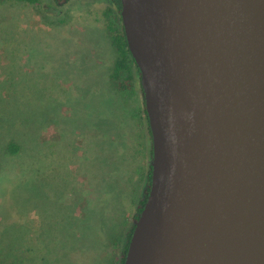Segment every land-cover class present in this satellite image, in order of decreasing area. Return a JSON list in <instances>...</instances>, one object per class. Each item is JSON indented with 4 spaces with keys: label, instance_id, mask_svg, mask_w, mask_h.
Masks as SVG:
<instances>
[{
    "label": "water",
    "instance_id": "1",
    "mask_svg": "<svg viewBox=\"0 0 264 264\" xmlns=\"http://www.w3.org/2000/svg\"><path fill=\"white\" fill-rule=\"evenodd\" d=\"M151 133L122 264H264V0H120Z\"/></svg>",
    "mask_w": 264,
    "mask_h": 264
},
{
    "label": "rangeland",
    "instance_id": "2",
    "mask_svg": "<svg viewBox=\"0 0 264 264\" xmlns=\"http://www.w3.org/2000/svg\"><path fill=\"white\" fill-rule=\"evenodd\" d=\"M110 4L0 0V264H103L120 249L107 241L124 220L125 241L147 184L149 137L128 111L141 92L125 100L105 87ZM110 99L126 109L118 122ZM10 138L18 154L4 153Z\"/></svg>",
    "mask_w": 264,
    "mask_h": 264
},
{
    "label": "trees",
    "instance_id": "3",
    "mask_svg": "<svg viewBox=\"0 0 264 264\" xmlns=\"http://www.w3.org/2000/svg\"><path fill=\"white\" fill-rule=\"evenodd\" d=\"M18 1H25L27 3H35L37 4L39 0H18ZM56 5L60 6L65 4L68 0H53ZM102 15L104 18V27L107 31L108 37L110 39L111 46L115 50V57L112 61V64L109 68V71L107 73V79L105 80V87L108 86V88L112 89V91L115 92L120 97H123L125 100L129 97L136 94V91L139 90L141 92V86H140V70L136 62L134 61L133 57L131 56L128 48L127 43L125 40L123 27L121 23V17H120V0H111V4L106 6L102 10ZM142 94V93H141ZM23 95V97H22ZM9 97L7 100H9L12 97V93L8 95ZM25 97L24 93H21V96H19L20 101ZM18 98V95H17ZM111 100V99H110ZM115 103L116 107L119 110V116H117V122L118 119H120V116H124L125 114V108L120 106L119 103L115 100H111ZM8 102V101H7ZM130 111H136L139 118L140 124H145V127L147 128V134L149 137V163L147 166V171L143 174L147 178V184L144 190L143 197L137 202L136 210L132 216L133 220L131 223V226L127 229V231L124 234V242L120 245V236L123 232V227L126 224L125 220L122 221L123 224H121V227L119 231L116 233V235L107 241V248L110 244L116 246L119 245L120 249L116 253L114 250H109V258L105 259V263L103 264H122L125 251L127 248V243L130 237V234L132 232L135 220L137 219L139 212L142 208V205L146 199L149 183H150V171H151V155H152V147H151V133L148 126V120H147V114L144 108L143 99H142V105L133 107L132 109L128 110ZM113 115V114H112ZM142 120V121H141ZM122 122V120H121ZM137 138H140V141L136 139V147H134V152L137 153V155L141 156V166L144 165V155H143V149H144V139L143 136L138 133ZM4 150L5 154H18L21 152L22 147L21 144L16 141L15 139L10 138L5 145L2 148ZM37 159V158H36ZM141 166H139V172L141 171ZM140 176H138V179L142 176V173H139ZM64 225V224H63ZM65 239V238H64ZM110 247V246H109Z\"/></svg>",
    "mask_w": 264,
    "mask_h": 264
}]
</instances>
